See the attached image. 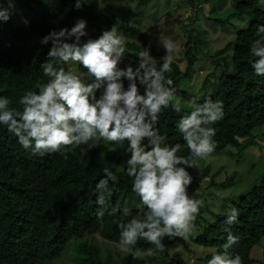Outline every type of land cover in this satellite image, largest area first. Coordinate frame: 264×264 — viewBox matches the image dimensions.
I'll list each match as a JSON object with an SVG mask.
<instances>
[{"label": "trees", "instance_id": "1", "mask_svg": "<svg viewBox=\"0 0 264 264\" xmlns=\"http://www.w3.org/2000/svg\"><path fill=\"white\" fill-rule=\"evenodd\" d=\"M152 1L136 0V4L145 7ZM83 2L82 10H76L72 7L74 0H13L11 18L6 23L0 22V95L8 96L12 106L19 109V97L28 90L37 91L36 86L47 81L42 76L40 64L46 60L50 44L43 46L40 39L51 30L70 28L78 18L87 20V30L93 38L115 24L118 31L133 39L126 43L120 67L138 66L141 62L140 46L151 48L150 55L157 61V67L162 63L160 57L164 53L143 30L114 14L101 12L91 2ZM0 4L8 6L7 0H0ZM229 15L247 16L251 20L246 28L237 30L228 46L232 49L230 61L233 70L227 71L224 66L215 92L204 95L198 102L210 97L223 103L224 117L213 125L216 128L214 153H225L232 148L240 155L255 143L254 131L264 127V77H257L250 68L253 58L248 51L250 43L258 39L255 36L257 25L264 24V10L260 8V0H234ZM192 42L188 35L184 44L186 54L191 52ZM221 52L224 51L219 50L217 55ZM193 58H187L188 64L193 62ZM64 67L89 82L85 70L78 65ZM172 68L173 71L165 75L172 79L177 95L180 92L176 84L183 71L174 61ZM138 88L143 91L139 85ZM183 114V111L178 114L165 110L158 122L161 133L167 136V143L180 145L178 156H188L187 146L175 128ZM126 147V143L115 147L98 144L94 148H69L66 158L55 153L40 157L23 149L6 128L0 127V264H46L54 261L63 264L60 256L70 244H75L76 248L75 259L71 258L74 264H189L183 254L170 250V247L182 245L186 251L192 252L189 241L179 237L171 240L165 237V252L156 255H153V245L140 240L136 250L123 253L120 261L103 259L108 253L101 255L98 242L86 241V238L80 240L86 235H98L118 246L120 230L117 225L127 218L112 217L107 212L103 216L97 215L100 206L96 204L94 188L105 168L113 170L119 177L117 184H109L112 195L106 204L127 203L133 215L136 214L134 201L137 198L131 192V181L124 172ZM188 171L194 181L197 177L191 168ZM206 171L203 168L202 176ZM193 188L192 182L188 190L199 198L192 192ZM227 199L220 198L219 208L206 206L209 216L202 214L201 210L197 217L191 240L205 251L195 257L194 264H207L212 252L221 249L227 238L222 223L224 213L232 206L240 211L238 223L231 226L232 234L239 239L230 251L238 253L243 264L255 262L253 250L264 235V172L246 192ZM75 239L79 241L76 243ZM259 263L264 264V258Z\"/></svg>", "mask_w": 264, "mask_h": 264}, {"label": "clouds", "instance_id": "2", "mask_svg": "<svg viewBox=\"0 0 264 264\" xmlns=\"http://www.w3.org/2000/svg\"><path fill=\"white\" fill-rule=\"evenodd\" d=\"M7 4H0V22L11 18L13 0ZM72 7L82 10L83 0H74ZM87 29V20L78 18L70 28L51 30L40 39L41 45L50 44L47 58L40 64L47 81L39 83L37 91L28 90L20 96L19 109L8 96L0 95V127L6 128L23 149L40 157L55 153L66 158L69 148L126 143L124 172L137 198L136 214L127 203L106 204L112 195L109 184H117L119 177L105 168L94 188L100 206L97 215L107 212L127 218L117 225L120 252L136 250L138 241L143 240L154 246L153 255L162 254L165 237L189 241L194 235L203 201L188 190L193 182L188 169L194 167L192 160H207L215 152L213 125L224 117L223 103L210 97L202 103L193 98L189 110H184L172 79L165 75L173 71L177 50L170 36L158 35V46L164 50L159 67L150 55L151 48L144 47L138 66L122 68L119 64L125 57L128 37L115 24L95 38ZM255 36L258 39L248 49L253 58L249 66L257 77H264V24L257 25ZM69 64L84 69L89 82L74 71H66L64 66ZM169 109L184 113L175 128L188 156H178L180 145L167 143V136L158 128L161 114ZM239 216L235 206L226 210L222 221L226 241L212 252L207 264H243L242 257L230 251L238 244L239 237L232 234L231 226L238 223Z\"/></svg>", "mask_w": 264, "mask_h": 264}, {"label": "rangeland", "instance_id": "3", "mask_svg": "<svg viewBox=\"0 0 264 264\" xmlns=\"http://www.w3.org/2000/svg\"><path fill=\"white\" fill-rule=\"evenodd\" d=\"M84 1L93 3L101 12L114 14L139 27L160 52L164 53V50L158 46V35L170 36L176 41L177 50L173 61L183 71V76L176 84L180 92L176 96L182 100L186 110H189V103L193 98L198 100L215 92L217 79L224 66L227 71L233 70L230 61L232 49L228 46L234 40L237 30L246 28L251 20L247 16L229 15L234 0H153L145 7H138L136 0ZM260 8L264 10V0H260ZM188 35L193 42L190 45L191 52L186 54L184 44ZM142 49L140 46V51ZM221 49L224 52L217 55ZM193 56V62L188 64L187 58ZM254 140L255 143L240 155L231 148L225 153H214L207 160L196 159L192 162L194 167L191 169L197 177L193 181L192 192L203 201L202 214L209 216L206 206L211 209L219 208L220 198L226 200L232 195H240L258 182L264 172V127L254 131ZM203 168L207 169V173L202 176ZM84 238L100 244L101 255L108 253L103 259L114 258L120 261L123 253L116 244L106 242L98 235H86L80 240ZM191 239L189 247L192 252L186 251L182 245L170 247V250L183 254L189 264H194L195 257L205 250L196 246ZM75 240L76 243L79 241ZM263 249L264 235L254 247L256 260L253 264H260L259 261L264 258ZM75 254V244H70L60 256V262L74 264L72 259H75Z\"/></svg>", "mask_w": 264, "mask_h": 264}]
</instances>
